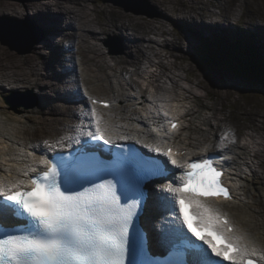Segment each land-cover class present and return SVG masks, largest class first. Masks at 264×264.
<instances>
[{"label": "snow or ice", "instance_id": "snow-or-ice-1", "mask_svg": "<svg viewBox=\"0 0 264 264\" xmlns=\"http://www.w3.org/2000/svg\"><path fill=\"white\" fill-rule=\"evenodd\" d=\"M85 119L88 131L76 132L79 147L41 160L45 167L34 172L29 186L24 180H0V264H264V249L232 226L218 206L201 199L230 198L216 163L222 153L198 157L177 179L168 167L169 159L178 164L170 148L145 145L169 159L145 155L134 145L125 150L118 141L130 137L95 107ZM44 144L55 152V145ZM168 177L170 184L155 186ZM146 214L162 258L153 254L142 228ZM190 215L223 246L202 235Z\"/></svg>", "mask_w": 264, "mask_h": 264}, {"label": "bare ground", "instance_id": "bare-ground-1", "mask_svg": "<svg viewBox=\"0 0 264 264\" xmlns=\"http://www.w3.org/2000/svg\"><path fill=\"white\" fill-rule=\"evenodd\" d=\"M159 1L169 4L165 0ZM37 2H39V4L34 6L36 7L34 10L28 9ZM84 2L85 0H31L19 2L18 4L7 3L6 5L4 3L3 7L5 6L6 9H3L2 7L1 10L0 4V14L3 15L8 12L12 13V16L14 17H22L27 14L25 13L26 10L28 12L32 11L33 17L38 20L36 22L38 27L50 34L46 41H42L40 47V51L45 54L47 52L46 48L48 47L49 49V46L53 45L52 40L55 38L62 40L65 38L62 34L69 35V32H71V36H74L80 43L81 51L84 55V61L90 62L92 66L95 67L94 70L92 67L87 68V70L93 71L90 75L91 81H93V77L100 80H109L111 77H117L119 74H122V70H126L127 73H134L143 78L146 82L144 84L154 86L157 89L164 88L166 78L172 83L173 88L179 86V81L182 77L174 71V68L176 67L173 65V62L169 60V57L160 53L157 54L158 60L154 67L146 75H143L144 69L142 68V59L146 56L148 50L153 49L154 41L151 35L156 34L157 31L160 34H164L165 32L160 30V28L163 27L162 25L156 26L150 24L149 27H143L136 25L132 19L128 18L127 15H124L120 18L119 22L113 19L110 20L111 24L107 27V23H99V18L95 21L91 18V13L89 12L90 8L88 5L85 6ZM191 2L194 3L193 1ZM41 4L43 5V9L39 8L41 7ZM21 6L23 8H20ZM25 6L28 8L26 9ZM102 9L106 8L103 7ZM181 16L184 17L182 14ZM193 19L194 15L187 20L190 21V25L197 26V21ZM61 23H64V25ZM52 26L55 30L52 29ZM209 26V23L202 24L203 29H207ZM192 29L196 32L194 28ZM98 31L100 33L109 31L122 35L127 42V45L124 46V53L118 57L109 55L108 58V55L105 52L96 49L93 40L99 38ZM199 35L204 38L202 34ZM169 44V41L164 40V45ZM176 47L178 49L181 48V44H176ZM7 48L9 51H6L0 46V88H3V86L9 87L13 90H21L20 87L29 86L35 88L40 93V99H42L43 104L40 108L42 115L32 119V127L35 131L40 132L38 135L42 132L50 135L56 134V132H63L65 127H57L50 125L49 123L54 122L58 118V115H64V108L61 106L60 100L67 99V96H72V93L75 98H81V95L77 96L78 92L75 93L73 91L75 90V83L72 77L68 78L64 73H61L63 66H61L60 61L56 60V54L53 55L51 53L48 58L46 57L47 55L44 57V60H46L45 64L48 67L46 73L41 70L44 69V63L36 57V50L30 54L20 55L9 47ZM59 48L60 44L58 43L57 50H59ZM249 49L253 51L252 46H249ZM18 57L21 59H17ZM57 66H59L58 69ZM128 66H132L133 69L129 70ZM105 69H109V73L105 72ZM185 79H188L187 76H185ZM126 83L136 90H139L138 93H144L145 91L144 85H142L137 79H126ZM195 86H198V82ZM203 87L205 88L206 85ZM196 89L197 88L189 86L186 91L196 96L198 95ZM123 90L124 86L120 85L119 91L122 92ZM132 98L133 97H130V99ZM82 112L85 117L86 115H89L86 110H82ZM134 113L135 111L128 112L130 115ZM7 118L9 117L7 116ZM41 121H48L49 123H42ZM205 121L208 120L205 119ZM4 123L5 122L1 118L0 171L8 177H0V180L11 181L13 183L17 180L25 181L26 176L23 175L24 172L29 173L42 165L40 163L42 158L36 156L32 152H28V149L34 150L36 148H42L45 153L48 149L43 147V141H37L33 144L34 140L37 139V133L30 136H24L30 134L26 129L22 130L21 135L14 127H8ZM127 124H129V122H127ZM81 126L84 127L83 132L88 131L87 123H84ZM69 130V136H74L70 142H73L71 144L75 145L76 142L74 141L77 138V135H75L72 129ZM261 130L263 131V134H248L250 141L243 144L244 146L242 147L244 150L241 152L243 154H251V162L248 164V167L252 172L251 176H253L254 179H259L260 182H264V124H262ZM194 133H199L198 137L204 136L199 132V127H194ZM12 136L15 137L17 143L21 145L16 144L15 148H12L10 146ZM51 137L57 140L68 138V136L60 137L57 135ZM178 144L180 143L178 142ZM17 175H19V177H17ZM155 186L158 188L161 184L158 183L155 184ZM258 191L260 192V195L258 194L255 198L250 200L256 207H258H255L254 210L260 216H264V189L259 187ZM239 194L242 195L240 192ZM246 197L243 204L231 203L229 201L223 202L220 199H211L210 202L226 213L227 218L234 222L235 228H238L241 232L245 233L249 240L255 242V245L258 248L264 249V219L263 221H260L258 215L254 211L248 209L245 204V201L247 200ZM229 213L232 217L229 216ZM165 223H167V221H165Z\"/></svg>", "mask_w": 264, "mask_h": 264}, {"label": "rangeland", "instance_id": "rangeland-1", "mask_svg": "<svg viewBox=\"0 0 264 264\" xmlns=\"http://www.w3.org/2000/svg\"><path fill=\"white\" fill-rule=\"evenodd\" d=\"M26 1H31V0H0V4H1V10L3 7V4L5 3L7 5V3H16L18 4L19 2H26ZM152 1V0H150ZM169 3L170 7L175 8L178 6H181L182 4H184L186 7L189 6L191 4L192 0H165ZM213 3L218 4L222 9L225 10L226 6L228 5V0H212ZM250 1V0H247ZM254 3L259 2L262 6H264V0H254ZM43 3V2H42ZM108 2H104L102 0H98L97 2H95L94 0H85L84 4L85 6L88 5L89 12L91 13V18H93V20L95 21L97 18H99V23L104 24L107 23V27L110 26L111 22L110 20H115V21H120V18L124 16L121 15V11L119 9H117L115 6H108L105 7V4ZM161 3L163 5H166L167 3L162 2ZM39 4V2H37L35 5L31 6L30 8H28L27 6H25V8L33 10L34 6H37ZM27 5V3H26ZM114 5V4H113ZM144 7H146V4L143 3L142 4ZM41 7H39L40 9H43V5H40ZM262 6H255V5H250L247 6V4H241L240 7H238V9H236L235 15L242 17L245 20V25L243 24V28H246L250 31H256V27H257V23L256 21H251V16L254 13H258V15L260 16V18L263 20L264 22V12L261 9ZM103 7H105L106 9H102ZM118 7V6H117ZM20 8H23L22 6ZM120 8V7H119ZM147 8V7H146ZM3 9H6V7L4 6ZM96 9V10H94ZM122 9V8H121ZM148 9V8H147ZM151 12H153L150 9ZM25 13H28V11L26 10ZM134 13V12H132ZM143 13V12H140ZM7 14H11L8 15L10 17V21H11V25L10 28L11 30H13L15 28V24H14V20L15 17L12 16V13H5ZM3 14V15H5ZM2 16V14H0ZM28 17H24V18H31L32 16V11L31 13L29 12V14H27ZM24 16V15H23ZM22 16V17H23ZM103 16V17H102ZM154 17H148L146 15H139L137 14L134 17H131L130 19H132L136 25H140L143 27H149L150 24L152 25H156L158 26L157 23L153 24L154 21ZM32 19V18H31ZM1 23H3V26H5L6 24V18L5 17H1ZM162 24L164 26L163 27H159L161 31L166 32L164 35H161L158 31L156 34L152 35L154 37V43H153V49L152 50H148L146 53H150V56L152 59H155L153 56V53L157 52L158 50H163V54H169V53H173L174 56H178L179 54H177L174 51L173 45H169L167 47H164V43H163V39L164 38H168L171 41V38H173L172 35H174V37L176 36L175 34H173L172 32V27L173 25L168 23L167 19H163L162 20ZM165 30V31H164ZM107 32V31H106ZM99 33V38L96 40H93L94 45H96V49H99L101 51H105V53L108 55L112 54L111 51H115V53L118 54H112V55H121L124 52V48L122 46V38H120V36L118 34H114V33ZM171 33V34H170ZM69 38H74V37H69ZM106 39H110L111 42V46H108V43L106 44ZM60 48L58 49V43H53L54 48L50 51L53 55L55 53H59L61 54V60H63V58L65 57V47L63 45V42L61 41L60 43ZM72 45L74 46V50H76L75 53H73L72 56V60L71 62L69 61H62V63L64 64H68L69 68L71 66H77L78 64V68H79V77L77 79V82H81V79H84V77H86V71L87 73H89V75H91L93 73V71H89L87 70L88 67H92L93 70L95 69L94 66H92V64L90 62H85L84 61V55L82 54L81 48H80V44L78 43V41L76 39L73 40ZM178 45V44H177ZM0 46L5 49L6 51H9V49L7 47H5L4 45H2L0 43ZM36 44L33 46L32 51L35 49ZM14 51V50H13ZM31 51V52H32ZM29 52V53H31ZM48 55V54H47ZM38 58L40 60L43 61V54L38 52L37 54ZM181 56H183L182 60H180L179 58H177V62H178V68L176 69L178 72L182 73L183 76H185V72L186 74L190 77V79L193 81L194 84H196L198 82V86H205L204 88H200L199 91L198 89H196L197 93H200V98H194V101L190 104L192 105L193 109H198V113H196L195 116L193 117H189L188 115L186 116V120L188 122L189 126H194V125H199L200 127H205L208 128L207 126L202 125L199 122V118L203 115H208L211 113V110H213L212 113V118L210 120L211 122H218L217 118H222L223 119V123L228 124L226 127L222 128L224 130L230 129L231 127H234L237 129L236 135L232 138L231 144H236V146L239 144V142H243V144L245 142L248 141V134H256L259 132V134H263V131L261 130V127L254 124V123H259V122H264V92L257 89L256 86L251 85L250 83L245 82L244 84H235L233 85L234 88L237 90H226L225 85L224 84H215L213 82H211V84L213 86H216L217 88H213L209 82L203 77L202 72H200L198 69H196L194 67V65L190 62L187 61L185 59V54L181 53ZM180 57V56H178ZM43 58V59H42ZM17 59H21V58H17ZM169 60L173 62V65H175V67L177 66L175 61L171 60L169 57ZM83 62L85 63V65H81L80 63ZM70 64V65H69ZM113 64V63H111ZM181 67L184 68L185 72L181 69ZM86 68V70L84 69ZM131 68V67H129ZM71 71V70H70ZM109 69H105V72L109 73ZM71 75V74H70ZM181 75V76H182ZM132 77L137 78L136 75H132ZM116 76L115 77H111L110 79H113V87L116 89L118 86H116L115 81H116ZM92 82L88 80V78L84 79V81H86V83L88 84L89 87H93L96 85H99L98 87H102V83H104L103 81L101 82H96L98 79H96L95 77L92 78ZM122 80V79H120ZM203 82H202V81ZM41 81V80H40ZM205 83V85H204ZM167 84V83H166ZM190 84L189 81L182 79L180 81V87L175 90L176 92L179 91V93L181 92V85L183 87H187ZM192 84V83H191ZM194 84L192 86H194ZM145 91L144 93L146 94L147 98H149L148 100L144 101V105H141V108H139V114H143V109L146 108H150V107H154L156 104V107L158 109H160V112H166L167 108H169V105L171 106V102L167 101V99H169V97H177V94L175 92H171L168 93L164 90H161V92L159 94H157L155 97L151 96V93L154 91V89L152 90L151 86H146L144 87ZM29 91L31 92V94L34 95V89L29 88ZM128 92V91H127ZM132 93L134 94V98L136 99V97L138 96L137 92L135 91V89H133ZM206 93L209 94H213V97L210 96H206ZM6 94V91H0V109L4 108V110L9 113V114H14V115H18L19 116V122L15 123L16 124H24L26 121V118H30L31 116L33 118H37L36 116L40 115V110L36 109H32V110H20V106L19 105H15L16 109L11 108L12 104H14V102L12 101V104L8 105L5 103V99H4V95ZM115 97L118 95L117 93L113 92L112 93ZM98 95L100 97H105V96H110V94H106L105 92H100L98 93ZM126 95L125 91H122V96ZM142 97L139 96L138 101H141ZM139 103V102H137ZM135 105V104H134ZM205 106L211 107L213 109L208 110L205 108ZM216 111V112H215ZM69 116V115H68ZM67 116V117H68ZM26 117V118H25ZM66 117V112L64 113V115H58V118L52 122L55 125H59L63 118ZM253 117L256 118V120L253 119ZM3 119L5 120L6 124L9 127H12V121L7 120L3 117ZM259 121H258V120ZM42 123H48V121H41ZM26 125V124H25ZM220 128V127H219ZM221 129V128H220ZM30 130H32L30 128ZM264 153V152H263ZM247 160H250L249 158H247ZM263 170V168H262ZM251 176H248L247 178H250ZM258 182L260 181L259 179H256ZM246 186H249V193L250 195H253L254 191V185L253 184H249L248 180H246ZM261 189H264V185H260L259 186ZM252 203H249V205H251ZM256 207L255 205H253L252 211H254L257 215L260 221H263L264 216H260L255 210L254 208ZM258 208V207H256ZM264 208V206H263Z\"/></svg>", "mask_w": 264, "mask_h": 264}, {"label": "trees", "instance_id": "trees-1", "mask_svg": "<svg viewBox=\"0 0 264 264\" xmlns=\"http://www.w3.org/2000/svg\"><path fill=\"white\" fill-rule=\"evenodd\" d=\"M252 59L256 65L253 63H248V64L245 63L246 61L242 57L240 58V60L237 57H231L229 62H223V66L227 67L230 65V66H233V68L237 69L238 71H243V72H257L258 70V72L261 73L264 67L263 58L261 57L259 53H256V54H252ZM251 67H254V68H251ZM215 72L216 71H213L210 73L211 75H213L215 74ZM241 75L237 74V76H241ZM245 78L250 80L252 83H256L257 81H259L258 84L264 86V78H260V77L255 78V77H250L249 75L248 77L245 76Z\"/></svg>", "mask_w": 264, "mask_h": 264}]
</instances>
